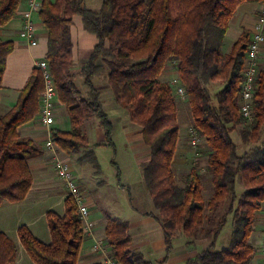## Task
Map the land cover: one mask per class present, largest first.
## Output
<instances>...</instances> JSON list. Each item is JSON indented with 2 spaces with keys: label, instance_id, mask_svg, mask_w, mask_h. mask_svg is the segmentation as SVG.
Listing matches in <instances>:
<instances>
[{
  "label": "trees",
  "instance_id": "16d2710c",
  "mask_svg": "<svg viewBox=\"0 0 264 264\" xmlns=\"http://www.w3.org/2000/svg\"><path fill=\"white\" fill-rule=\"evenodd\" d=\"M23 0H0V26L16 14ZM243 2L264 0H103L99 9L85 0H42L39 14L48 30L47 61L55 80L58 98L71 120L70 130L53 127L52 136L68 156L79 164L98 165V157L82 131L87 118H96L105 132L106 144L116 152L114 124L95 86V77L107 76L115 102L125 108L133 122L143 126L150 161L143 168L145 184L159 211L165 236L166 264L178 230L191 238L212 221L225 205L218 221L204 230L210 244L187 264H250L254 247L249 240L257 214L264 204V49L251 101V117L242 111V85L252 33L244 30L229 51L224 50L229 24ZM81 15L84 28L97 37L81 67V86L73 73L71 26ZM12 41L0 40V88ZM172 64V65H171ZM167 65L178 73L193 116L196 135L205 141L206 174L211 191L204 199L207 175L196 166L176 179L173 164L180 135L178 104L173 85L161 79ZM223 84L212 93L210 83ZM42 76L32 75L17 104L0 115V205L26 198L33 185L29 159L38 151L31 139H21L18 128L39 115ZM239 129L241 142L232 138ZM83 150L87 154L81 156ZM121 176L117 169L118 179ZM244 186L239 193L237 184ZM206 188V187H205ZM65 212H47L51 242L36 237L30 228H18L20 242L35 264H78L87 236L78 207L71 196L64 200ZM233 214L228 245L218 250L216 241ZM179 231V232H180ZM177 232V233H176ZM106 240L119 264H153L131 249L129 222L107 216ZM0 264H19L17 244L0 230ZM93 264H102L98 261Z\"/></svg>",
  "mask_w": 264,
  "mask_h": 264
},
{
  "label": "crops",
  "instance_id": "0c3cea01",
  "mask_svg": "<svg viewBox=\"0 0 264 264\" xmlns=\"http://www.w3.org/2000/svg\"><path fill=\"white\" fill-rule=\"evenodd\" d=\"M102 1L103 0H85V4L89 8L99 9L101 7ZM258 5H259L258 2H243L237 7L234 15L230 20L229 29H228L229 31L231 26H234L235 28L236 33H234V37L231 38V41H233V43L239 39V37L241 36L244 30H248L252 33V29H253L252 12L258 7ZM27 7H28V0H23L19 4L17 14L6 24L0 26V40L12 41L14 44L13 50L7 56L6 67L1 82L0 115L7 114L19 101L23 90L25 89L32 75L36 71L34 65V58L47 57L48 30L42 22L39 11L33 15V19L35 21V26H36L35 36L37 38L38 44L36 46H30L29 41L21 36V30L25 22L23 13L27 9ZM71 35L73 42V50H72L73 68H75L74 70H77L76 74L78 75L81 70V67L88 61L94 49V46L97 42V37L94 34L88 32L84 28L82 16L78 14L74 15L73 17V24L71 26ZM166 69L167 72L165 71ZM165 70L161 74L162 80H165L166 76H168V79H170L169 77L170 75H173L174 77L175 73L177 72L175 69L171 68L170 65H167L165 67ZM93 82L95 86L101 91V100L103 102L104 108L107 114L109 115V118L114 124V131H113L114 143L116 137L121 139L125 138V140L128 143H130L131 147L138 146L139 147L138 149L141 151V153L137 149V151H134L135 154L134 156L135 158L139 159L138 162L140 163L139 171H142L144 166L150 161V150L149 149L148 151L146 150L147 145L145 144L142 133L143 126L133 122L130 118L128 111L115 102L114 94L113 91L111 90V86L109 84L107 76L95 77ZM215 82L218 81H213L210 83L211 92H212V85ZM106 99L109 103L108 105H106L107 103ZM40 109H41V101H40ZM178 120L180 123V110L178 113ZM54 127L67 129V130H70L72 127L71 120L66 112L65 106L60 102L59 98H58L56 122L54 124ZM94 127L95 130H93L88 135L87 134L86 135L89 136L88 138L90 140L91 145H96L93 148L94 152H96L97 148L103 146H109V145L106 144L105 132L103 127L99 124L98 120L95 122ZM181 128L182 126L180 125V134H181ZM18 131L21 139H31L33 141V145L35 146L38 152L29 159V166L31 168L32 173L33 171H37V173L41 174V172L44 171L46 165L44 158L45 156H47L44 127L39 124L38 118L36 117L33 120L20 125ZM231 134L233 140L240 145V148L238 150L239 154L244 153L248 149V147L242 144L240 134L238 135L239 137H237V139L234 138L233 132ZM179 139H180V135H179ZM117 151H118V147L116 145V152L113 149V153L115 154L117 153ZM146 156L148 157L147 160H146ZM70 157L73 161V156ZM140 161H143L144 163H141ZM75 169L78 178L81 180V178H83L82 171H84V169L79 167L78 170L77 167H75ZM61 185H62V189L57 190L56 187H53L54 185L49 183V181L42 180L40 185H37V183L33 182V185L29 193L27 194L26 199H34L37 201H39L40 198L45 199L46 203L48 204H46L45 209L42 212V215L44 216L49 210H54L56 204H58V202L60 201V198H63L65 200L66 189L62 184V182ZM118 185L123 186L121 185V181H118ZM239 185L242 184L240 183L237 184V191ZM145 188L146 190L141 191V193L139 194L144 200H146L147 206L150 207H147L142 210L134 209V207H132V209H130V211L127 212L126 214L122 213L115 217L121 218L122 220L129 222V234L132 237V244L130 246L131 249L133 251L141 252L144 255L145 259L152 262L153 264H158L159 261L164 259L166 255L164 229L160 223L161 217L159 215V211L156 210L154 207L152 195L149 192L147 186ZM243 190H244V186L242 191ZM128 191L131 196L130 188H128ZM242 191L240 192L238 191V192L241 193ZM130 202L131 204L134 203L132 196L130 197ZM9 203H14V202L5 201L0 205V212L2 211L4 213V217L0 218V220L4 219L2 221L3 223L0 222V230L4 231L17 244L19 264H22L21 258L23 259L25 264H35L32 261V259L29 257V255L27 254L26 250L24 249L23 245L20 242V238L18 235V228L20 225H22V223L16 222L13 225V228L8 227V225L12 223V219H7V216L5 217V213L9 212L7 209L8 208L7 204ZM88 203H89L91 216L97 222V231L106 237L105 226H106L107 216H112V215L109 214V212L107 211H98L96 206H94L93 199L90 197H88ZM64 210H65V204H64ZM64 212L65 211L59 214H64ZM9 220L10 222H7ZM25 224L30 228L33 234L36 237H38L41 241L45 243L51 242V233H50L48 220L45 225V228L41 230L36 228L32 229L31 224L30 225L28 223ZM12 233L14 236H11ZM262 236L264 237V204L262 210L257 214V222L251 234V238H254L255 242L258 243L259 241H261ZM175 237L173 238V248L167 257L166 264H187L189 259L197 255L198 250H196V248H194L193 245L188 243L186 237L180 238V240H178V243L175 244ZM229 240L228 242H226L227 244L225 243L220 246L218 244L219 241V236H218L215 248L217 247L216 249L218 250L225 248L228 245ZM91 244L92 242L90 239H86L84 241L79 255L78 264H93L99 261L98 256L91 250ZM207 246H209V244L206 245L205 248ZM258 261L259 263L260 261L262 262V257L259 252L255 253L251 264H259Z\"/></svg>",
  "mask_w": 264,
  "mask_h": 264
},
{
  "label": "rangeland",
  "instance_id": "374dc122",
  "mask_svg": "<svg viewBox=\"0 0 264 264\" xmlns=\"http://www.w3.org/2000/svg\"><path fill=\"white\" fill-rule=\"evenodd\" d=\"M260 6L261 4L259 3L258 7L252 12L253 26L259 14ZM234 33H236L235 28L234 26H231L225 39V45H224L225 51H229L231 49V45L233 44L231 38L234 37ZM171 65L170 67L172 68ZM74 69L75 68H73L72 71L73 73L76 74L77 70ZM165 71L167 72V69ZM78 75L76 74L75 81L79 84V86H81L83 78L80 75L79 76ZM176 76H178L177 72L175 73L174 77L173 75H170L169 76L170 79H168V76H166L165 80L171 82L172 84V80ZM221 85H223L221 82L219 81L215 82L212 85V92L213 93L217 92L222 87ZM173 88H174V96L176 97L177 104L180 110V123H181L180 125L182 126L180 139L178 140V144H177V152L173 164V170L177 181L181 183L184 178V175L188 173L195 164L203 174H206L205 156L207 154V149H206L205 141L203 139H201L199 143H193L192 133H191V129L193 128V118L191 115L190 105L186 99H181L179 97V95L177 94V89L176 87H174V85ZM106 102H107L106 105H108L109 103L107 99ZM96 121L97 120L94 117L85 119L82 124V131L88 135L90 132L95 130L94 126ZM232 132L234 138L237 139V137H239L238 136L239 129H235ZM115 143L118 147V151L115 154L113 153V149L110 146H103L96 149L95 153L98 157L97 159L98 165H94L93 163H88L86 164V166L85 165L81 166L79 164L78 156H73V162L75 164V167H77V170L78 167L84 169V171H82L83 178H81V180L79 179V181L82 189L84 190L86 197L87 198L90 197L93 199L94 206H96L98 211H107L109 212V214H111L114 217L122 213L126 214L127 212L130 211V209H132V207H134V209H139V210L150 207L147 206L146 200H144L139 194L141 193V191L146 190L145 188L146 184L143 177V170L139 171L140 169V165H139L140 163H138L139 159L135 158L134 156L135 155L134 151H137L139 147L138 146L131 147L130 143H128L125 140V138L121 139L116 137ZM148 149L149 146H146L147 151ZM138 151L141 153L139 149ZM87 153L88 150H83L81 152V156ZM147 158L148 157L146 156V160ZM44 161L46 165L44 171L41 172V174L37 173V171H33V182L37 183V185H40L42 180H46L49 181L50 184L54 185L53 187H56L57 190H61L62 189L61 181L56 174V171L52 164V160L50 159V157L45 156ZM140 162L144 163L143 161ZM117 169H120L121 172V176L119 179L117 177ZM206 175H207V179L204 181L206 188L203 187V194L205 200L209 198L210 193H212L211 191L212 184L210 181V175L209 174ZM118 181H121V185L123 186L118 185ZM128 188H130L131 196L133 198L134 203L132 204L130 202L131 196L129 194ZM242 189L243 186L239 185L238 191L240 192L242 191ZM65 197H68L67 193ZM60 201L58 202V204H56L54 208V211H56L57 213H63V211H65L64 199L60 198ZM46 204L48 203H46L45 199L42 198H40L39 201L25 198L21 201L7 204L8 207L7 209L9 212L5 213V217L7 216V219H12V223L9 224L8 227L13 228V225L16 222H21L22 225H26L25 223H28L29 225L31 224L32 229L36 228L41 230L45 228L48 218H47V213L43 216L42 212L45 209ZM225 209H226L225 205L221 206L218 209V212L216 216L212 219V221L211 220L206 221L203 230L200 231L196 236L191 238L190 244L193 245L194 248L198 250V252L202 251V249L205 248L206 245L210 244L211 238L204 235V230L207 229V227L213 226L218 221L221 213ZM1 217H4V213L2 211L0 212V218ZM3 220L4 219H1L0 222L3 223L2 222ZM7 222H10V220ZM233 222H234V216L233 214H230L228 216V222L226 223V225L224 226V228L222 229L219 235L218 244L220 246L228 242L231 231L233 229ZM179 231L180 230H178V233L176 232L177 235L175 237V244L178 243V240H180V238L185 237L182 231L180 232ZM11 236H14L13 233L11 234ZM263 238L264 237L262 236L261 241L257 243L255 242L254 238H251V236L249 237V240L254 247L252 253V259L255 253L259 252L258 248L260 247V243L263 241ZM21 260H22V264H25L22 258ZM195 264H201V263L199 262ZM259 264H263V262L260 261Z\"/></svg>",
  "mask_w": 264,
  "mask_h": 264
},
{
  "label": "built area",
  "instance_id": "2783aa9c",
  "mask_svg": "<svg viewBox=\"0 0 264 264\" xmlns=\"http://www.w3.org/2000/svg\"><path fill=\"white\" fill-rule=\"evenodd\" d=\"M42 0H28V7L24 11V26L21 36L29 41L30 46L38 44L35 36L36 26L33 15L39 11ZM252 39L248 49L245 62V78L242 85V111L245 116L251 117V101L256 87V76L260 65L261 53L264 49V3L261 4L259 14L252 29ZM36 70L42 76L43 90L40 94L41 109L37 116L38 122L45 129V141L47 156L52 160L56 174L66 189L68 196H71L77 207L82 220L86 239H90L91 250L98 256L102 264H119L113 258L111 248L106 237L97 231V222L92 218L84 190L81 187L76 174L75 164L59 147L52 136V130L56 122L58 109V91L52 71L46 57L34 58ZM172 84L177 89L181 99H186V92L179 78H174ZM193 143H199L200 138L196 135L194 128L191 129ZM259 252L264 264V238L260 243Z\"/></svg>",
  "mask_w": 264,
  "mask_h": 264
}]
</instances>
